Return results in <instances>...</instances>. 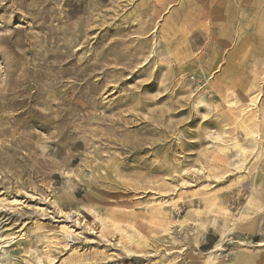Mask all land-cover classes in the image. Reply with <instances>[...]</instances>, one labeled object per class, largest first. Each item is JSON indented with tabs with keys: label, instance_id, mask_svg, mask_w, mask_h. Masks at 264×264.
Instances as JSON below:
<instances>
[{
	"label": "rangeland",
	"instance_id": "obj_1",
	"mask_svg": "<svg viewBox=\"0 0 264 264\" xmlns=\"http://www.w3.org/2000/svg\"><path fill=\"white\" fill-rule=\"evenodd\" d=\"M260 137L264 0H0V264L264 263Z\"/></svg>",
	"mask_w": 264,
	"mask_h": 264
},
{
	"label": "bare ground",
	"instance_id": "obj_2",
	"mask_svg": "<svg viewBox=\"0 0 264 264\" xmlns=\"http://www.w3.org/2000/svg\"><path fill=\"white\" fill-rule=\"evenodd\" d=\"M258 95V94H257ZM259 99V96H253L249 100L246 101V107L241 110V117L239 118L238 124L241 127V129L245 132L246 136L257 138L259 137V130H257V123H256V117L255 113L258 111L257 101ZM259 144L258 146L261 147L262 150H264V139L261 137L259 138ZM221 147V146H220ZM233 148L236 149H242L241 144L238 141L233 142ZM243 153L245 154L244 150L242 149ZM261 150V151H262ZM262 154V153H261ZM242 164V163H241ZM256 167V164L252 166V169ZM149 204V203H148ZM259 207V204L256 203L254 200H250L248 202V208H257ZM260 208V207H259ZM215 251L210 252L205 258L203 264H220V261L215 256Z\"/></svg>",
	"mask_w": 264,
	"mask_h": 264
},
{
	"label": "crops",
	"instance_id": "obj_3",
	"mask_svg": "<svg viewBox=\"0 0 264 264\" xmlns=\"http://www.w3.org/2000/svg\"><path fill=\"white\" fill-rule=\"evenodd\" d=\"M254 263H255V264H258L257 262H254ZM262 263H263V262H262ZM262 263H261V264H262ZM263 264H264V263H263Z\"/></svg>",
	"mask_w": 264,
	"mask_h": 264
}]
</instances>
